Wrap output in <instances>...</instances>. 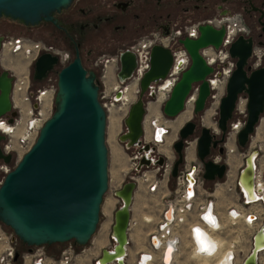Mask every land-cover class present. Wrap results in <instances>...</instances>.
Returning a JSON list of instances; mask_svg holds the SVG:
<instances>
[{"label": "water", "instance_id": "95a60500", "mask_svg": "<svg viewBox=\"0 0 264 264\" xmlns=\"http://www.w3.org/2000/svg\"><path fill=\"white\" fill-rule=\"evenodd\" d=\"M73 0H0V17L5 16L34 26L41 21L57 23L56 13L70 7ZM261 31L264 34V24ZM225 34V28L210 24L198 26L196 38L184 37L180 43L189 55V65L175 82L160 111L169 118H176L184 111L185 101L197 86L192 118L178 130L172 143L175 159L170 176L175 178L184 162L186 140L199 132L196 156L204 167L203 179L207 182L222 181L226 172L224 163L207 159L211 147L223 141L231 121L237 98L247 95V116L237 133L238 148L243 150L264 109V62L251 69L254 39L251 35H238L228 47L234 67L228 77L224 95L219 100L216 123L221 131L220 139H213L209 127L201 122L207 109L211 90L207 77L214 72L202 55V50L213 47L218 50ZM1 49V37H0ZM120 75H129L135 67L134 54L121 53ZM58 57L50 52L41 53L32 63L31 76L41 80L56 69ZM172 63L171 50L155 44L150 50L149 67L138 82L136 100L130 104L123 120L124 132L118 139L127 148L140 143L143 135V118L146 105L154 98L148 95L152 82L164 79ZM13 74L4 69L0 57V117L9 115V121L16 116L12 107L11 92ZM107 112L100 101V83L95 71H88L82 64L78 52L57 70L54 109L43 123L36 140L22 155L16 165L5 174L0 184V222L9 227L18 239L30 247L74 242L86 245L97 230L101 205L109 188L108 148L105 131ZM3 135L0 134V141ZM143 148L148 150L149 146ZM221 150V148H220ZM11 154H4L0 147V162H13ZM247 158L243 177L246 184L252 183V161ZM159 157L157 164H161ZM140 163L148 164L147 159ZM249 182V183H248ZM136 182L129 177L114 192L120 205L113 212L110 240L111 249H103L101 263L116 258L122 263L128 245V229L131 221V205ZM263 238L256 237L254 248L243 264H256V250ZM112 255V256H111ZM111 256L110 258H107ZM17 255L15 256V258ZM252 261V262H251Z\"/></svg>", "mask_w": 264, "mask_h": 264}, {"label": "built area", "instance_id": "2783aa9c", "mask_svg": "<svg viewBox=\"0 0 264 264\" xmlns=\"http://www.w3.org/2000/svg\"><path fill=\"white\" fill-rule=\"evenodd\" d=\"M205 23L215 28L222 26L225 28V34L218 50L211 46L202 50V55L207 63L214 67L212 75L207 77L211 90L210 98L220 100L224 95L228 77L234 67V61L228 54V47L238 35L248 36L252 32L239 13H219L205 19L189 20L182 23L176 22L166 31L162 28L150 29L139 36L134 43L126 47L120 54L115 55L113 58L105 57L101 76L103 77L104 71L108 68H111L113 77L116 73L119 74L120 55L125 51H129L134 54L136 65L129 75H121L127 77L128 80L115 82L119 86L129 80L138 83L149 67L151 47L155 44L162 45L171 50L172 63L164 79L150 84L148 95L153 93L154 98L149 101H154L157 100L159 93L163 91V97L167 99L171 88L190 62L189 55L180 43V39L184 37L196 38L198 36V26ZM258 33L255 37L251 35L254 39L252 60L250 62L251 69L260 67L264 62V34L261 30ZM0 37V57L3 52H7L9 56H22L29 64L26 66L27 71L18 75L13 74L11 102L13 109L16 111V116L12 118L11 122L9 121L10 116L7 114L0 117V134L3 135V139L0 141L1 150L4 154H11L14 158L12 167H10L11 164L0 162L1 184L5 174L16 165L22 155L33 145L40 128L54 109L57 72L54 75L51 74L54 77H51V75L47 77L46 84L35 86L31 81L30 65L41 53L50 52L58 57L55 69L58 70L70 60V53L53 45L26 39L21 35L8 36L0 32ZM196 95L197 86L193 88L185 101L184 108L192 107V113ZM122 97L121 89H118V91L114 89L111 102L122 101ZM246 104L247 97L240 94L223 141L219 142L216 147H211L207 156V159L214 163H224L226 165L227 169L222 181L216 180L210 183V188L205 186L207 181L203 179V163L196 156L198 134L195 133L192 138L185 141L187 146L184 162L175 177L176 187L170 197L162 204L158 223L147 238L145 250L137 254L134 264H141V261L150 264L154 260H158V264H173L181 244L184 229L188 231L190 244H192L190 249L197 259L212 260L220 255V251H223V253L228 254L230 260L234 261V264L244 263V258L246 259L250 254L255 246L256 237L260 234L263 238V244L257 247L256 264H264V116L260 117L259 125L255 128V136L257 129L260 131V136H256V140L259 142L258 145L254 140L255 137L252 140L251 137L247 147L240 152L236 137L247 116ZM102 105L106 110V103L102 102ZM146 113L147 105L142 122L143 135L140 143L133 146L137 149L133 155V165L135 166L133 170L138 173L144 169L161 172L162 177L167 181L173 161L168 159L167 155L159 153L156 148L163 144L166 139L165 136L169 130L167 120L160 114L146 117ZM146 120H148V139H146L144 132ZM209 128L214 135L213 139L221 138V131L218 129L216 122L214 127ZM145 144L149 146L148 150L143 148ZM188 147L192 149L189 159L186 156ZM259 153L261 154L258 158ZM249 156L253 157L251 160L253 168L251 185H247L246 179L243 177L247 165L246 160ZM159 157L163 158L161 164H157ZM143 158L147 159L149 163H140ZM145 173L144 171L142 175L147 178ZM157 189L158 181L149 179L147 190L154 192ZM216 192H229L231 195V200L223 206L225 208L223 211H221L223 207L216 200ZM239 221L250 229L247 238L249 246L246 249L248 252L245 254L243 253L244 250L239 248L234 241H230L223 246L224 240H220V236H217L225 230L226 223L236 224ZM196 226L199 231L196 230ZM19 242L20 240L15 233L0 222V264H50L52 261L48 259L49 257H47L43 246H29L30 249L18 253ZM203 242L206 244V249L194 251V247ZM110 243L111 245L107 249H111L114 242L110 240ZM170 245L174 247V250L171 253L170 261L166 262L165 256ZM70 248L61 252L62 257L57 261L58 264H72L73 256L72 248ZM227 249L229 250L227 251ZM238 252L242 253L240 257H238ZM100 258L101 253H98L92 264H120L118 258L108 263H101ZM127 263L126 246V254L122 258L121 264ZM53 264L55 263L53 262Z\"/></svg>", "mask_w": 264, "mask_h": 264}, {"label": "rangeland", "instance_id": "374dc122", "mask_svg": "<svg viewBox=\"0 0 264 264\" xmlns=\"http://www.w3.org/2000/svg\"><path fill=\"white\" fill-rule=\"evenodd\" d=\"M101 12H104V11L101 10ZM104 14L106 15L108 14V12H104ZM186 21H189V20H183L179 22L182 23ZM38 28L39 30H41V32L47 31L43 29L41 26H39ZM151 30H154V29L152 28ZM0 32L8 36L21 35L26 39H30L33 41H40L43 43L46 42L45 44L53 45L57 48L67 50L65 48V44L62 43L61 41L59 40L50 41V40L44 39V38H47L46 36L45 37L43 36L44 38L41 37L39 33H36V28L34 27L33 28L27 27V28H24V30L23 29L19 30L17 28H14L11 30L10 27L6 28V27H3L2 24H0ZM258 34L259 33L257 32V30L251 32V35H254V37L257 36ZM85 38H86L87 43L92 44L94 42L93 44L95 45L96 44L95 43L96 31L86 33ZM114 56H115L114 54H111L106 57L113 58ZM1 61H2L3 68L9 70L14 75L23 73L24 70L27 71L26 66L29 65L28 61L22 56H9L7 52L2 53ZM21 65L23 66L22 68L23 71L19 70V67ZM30 71H31V68H30ZM56 72L57 70L54 72V74H56ZM51 77H54V76L51 75ZM114 83H115V80L112 81L111 84H107L104 80L100 79V96L102 95L100 97V101L103 103H106V112L109 106L115 105V107L118 110L115 116V118H117L118 125L117 127L115 126V130L113 133L108 131L109 120H111L112 117L114 118V116H112L111 114L109 115L107 112L105 139H106V145L108 148L109 188L103 198L97 230L93 234L90 241L82 247L76 246L71 241L62 243V244H54L53 246L48 247V248L43 246V249L45 250L47 257H49L48 259L52 260L50 264H53V262L55 264H58L57 261H59L62 257L61 252L65 249H69V247L72 248V249L70 248L72 251V256H73L72 264H92L94 257L98 253H101L103 249L110 247L111 245L110 233H111V225L113 222V212L120 205V202L115 197L114 192L115 190L119 189L125 181H128L129 177L134 178L137 182L136 188L134 189V197H133V203H132L131 223H130V232L132 234V240L130 241L128 245L129 260L127 263V264H134V260H135L134 258H136L135 256L145 250V243L147 242V238L149 234L154 230V228L156 227L158 223L159 212H161L160 210H161L162 204L168 199V197H170V195L173 193V190L176 187V178H172L170 175L166 181V179L162 177L161 172H156V171L153 172V171H150L151 169H144L138 173L133 170V167H135L133 165L134 163L133 155L134 153H136L137 149L136 147L127 148L124 143H121L119 141L118 137L122 132H124L123 120L127 114L128 108L130 104L133 103L137 98L138 83H136L135 81L130 82V80L126 82L127 83L126 85H128L129 83L131 84L133 83L136 86L137 92L131 94L132 97L130 95V100L128 99V100H122L118 102H111V97L113 95L114 87H115ZM34 84L37 85L38 83H34ZM44 84H46V82H44ZM126 85L124 86L123 84L120 85L123 87H120L118 85L119 86L118 89L120 88L123 89ZM165 100L166 98H163V97H161V100L159 99L158 101L159 104H157L155 111L149 112L148 107H147L146 117L160 114L164 119L167 120V125H168L169 130L166 133V136H165L166 139L163 144L168 146V151H166V153H161L158 150L159 146L156 148L159 151V153H161L162 155H167L168 159H172V161H174L175 156L173 155L172 143L177 139L179 128L190 118L185 121H180V119L176 120V118L169 119L165 117L160 111ZM154 101H151V102H154ZM149 102L150 101H148V103ZM111 104H114V105H111ZM218 105H219L218 98L215 100L211 98L209 99L208 107L206 111L210 110V113L212 114V117L210 120V122H212L211 128L214 127V123L216 122V117L218 114L217 113ZM187 108L190 109L191 116H192V107L190 108L188 106L186 107V109ZM146 121H147L145 122L146 126L144 124L146 131L144 130V132L146 134L145 137L147 139L149 137V134H148V120ZM251 137H252L251 140L254 137H256L255 132ZM256 139L257 138H255L254 140L256 144L258 145L259 142ZM242 151L240 149V152ZM190 152H191V147L188 148V154ZM260 154L261 153L258 154V158ZM10 164H11L10 167H12L14 162ZM144 171L146 172L145 174L148 179L145 177V175H142ZM117 172L120 173V175H118ZM149 179H155L156 181H158L157 191L149 192L147 190V184L149 182ZM210 183L212 182H208V183L206 182L205 186L210 188L211 187ZM215 196H216V200L220 202L221 207L228 204L227 202L231 200V195L229 192H216ZM223 210H225L224 207L221 209V211ZM146 218L150 220L147 221ZM224 228L225 230L222 233L217 235V236H220V240H224L225 243H223V246H225L226 243H229L230 241H234L239 248L244 250L243 251L244 254L248 252L246 251V249L249 246L247 238L249 236L250 229L245 227L240 221L236 224L226 223ZM190 242L191 241L189 240V237H188V231L187 229H184L182 231L181 244L175 255L173 264H203V263L204 264H215L217 259L220 258V256H222L223 254H225L223 253V251H221L220 255L214 260L213 259L212 260L197 259L195 256H193L194 254H192V251L190 249L191 248ZM20 247L22 248L21 244H19V248ZM137 250H138V253L134 255V252L135 251L137 252ZM228 250L229 249H227V251ZM241 255L242 253L238 252V257H240ZM237 261H238V258H237ZM158 263H159L158 260H154L150 262V264H158Z\"/></svg>", "mask_w": 264, "mask_h": 264}, {"label": "flooded vegetation", "instance_id": "af4514ba", "mask_svg": "<svg viewBox=\"0 0 264 264\" xmlns=\"http://www.w3.org/2000/svg\"><path fill=\"white\" fill-rule=\"evenodd\" d=\"M101 10L108 14L105 15ZM232 12L241 14L243 21L252 31L260 32V27H262V23L264 24V0H73L68 9L54 15L57 23L44 21L45 24L50 23L52 27L47 28L46 32H41L38 28L41 26L46 30L42 21L34 26H29L21 21L2 16L0 24L6 28L10 27L11 30L34 27L36 33H39L41 37H47H43L44 39L61 41L69 51L70 59L78 52L83 66L88 71H95L100 83L105 57L111 54H120L144 32L152 28H162L166 31L173 23L179 21H194L219 13ZM58 30L62 32H57ZM94 31H96L97 40H95V45L94 42L87 43L85 38L86 33ZM30 68V72H32V65ZM55 71L53 69L48 72L46 77L41 80L31 78L33 85L44 84L47 77L51 74L54 75ZM106 72H109V77ZM112 75L111 68H108V71H104L102 80L106 83L109 81V84L114 80L117 82L128 80L127 77L118 73L114 77ZM117 84L114 83L115 90L119 88V84ZM131 85L134 88L132 94L137 92L135 84L129 83L124 87L123 100L126 90ZM242 96L247 97L246 93H242ZM159 98L161 99V96ZM203 114L201 116L202 124H204ZM261 116H264V109ZM213 129L215 130V128ZM188 148L186 150L187 159L191 157V153L188 155Z\"/></svg>", "mask_w": 264, "mask_h": 264}, {"label": "bare ground", "instance_id": "6f19581e", "mask_svg": "<svg viewBox=\"0 0 264 264\" xmlns=\"http://www.w3.org/2000/svg\"><path fill=\"white\" fill-rule=\"evenodd\" d=\"M22 68H23V66L21 65L20 67H19V70H22ZM23 71V70H22ZM25 71V70H24ZM107 76L109 77V72H107ZM137 83V82H136ZM107 84H109V81H107ZM127 83L126 82H123V86L124 85H126ZM122 86V87H123ZM133 86L131 85L130 87H128V89L126 90V92H125V98H124V100H130V95L132 94V92H133ZM123 94H124V88L123 89H121V95L123 96ZM159 96H161V97H163V91L161 92V93H159ZM131 97H132V95H131ZM164 98V97H163ZM122 99H123V97H122ZM132 99V98H131ZM159 99L160 98H158V100L156 101V102H151V103H149L148 104V110H149V112H151V111H155L156 110V107H157V104H159L158 103V101H159ZM161 100V99H160ZM117 108L115 107V106H109L108 107V109H107V112H108V114L110 115H112V116H114V118L112 117V119L111 120H109V124H108V131L109 132H111V133H113L114 132V130H115V126L117 127V125H118V121H117V118H115V116H116V114H117ZM151 114V113H150ZM157 115V114H156ZM191 117V111H190V109H184V111L183 112H181L177 117H176V120L177 119H180V121H185V120H187V119H189ZM211 117H212V114L210 113V110H205V112H204V114H203V123H204V125H206V126H212V122H210V120H211ZM120 119V118H119ZM175 119V118H174ZM174 121V120H173ZM147 122V121H146ZM119 123H120V121H119ZM145 126H146V124H145ZM172 126V125H171ZM173 127V126H172ZM119 129V128H118ZM146 131V130H145ZM146 135V134H145ZM256 136L257 137H259L260 136V131H259V129H257V132H256ZM113 137V136H112ZM256 138V137H255ZM111 139V138H110ZM148 139V138H147ZM158 150L161 152V153H166V151H168V146L167 145H164V144H161V145H159V147H158ZM170 150V149H169ZM158 151V152H159ZM191 153V152H190ZM190 153L188 154V155H190ZM253 159V157H251V159L250 160H252ZM126 170V169H125ZM118 173V172H117ZM118 175H120V173H118ZM134 179V178H133ZM135 180V179H134ZM135 182H136V180H135ZM249 183V182H248ZM136 184H137V182H136ZM252 184V183H251ZM251 184H249V185H251ZM147 219V221H149L150 219H148V218H146ZM193 226V225H192ZM196 230L197 231H199V228L196 226ZM196 234V233H195ZM197 236V235H196ZM263 244V242H261V243H259L258 244V246L257 247H260L261 245ZM191 246H192V244H191ZM206 247V244H205V242H203L202 244L201 243H198V245L197 246H195L194 247V251L195 250H204V249H206L205 248ZM174 250V247L172 246V245H170L169 246V248H168V250H167V253H166V256H165V261L166 262H169L170 261V259H171V253H172V251ZM221 252V251H220ZM222 255V254H221ZM112 256V255H111ZM111 256H108L107 258H110ZM214 260V259H213ZM244 260H245V258H244ZM84 261V260H83ZM203 261V260H202ZM205 262V261H204ZM252 262V261H251ZM145 262L144 261H141V264H144ZM145 264H147V263H145ZM204 264V263H203ZM215 264H234V261L233 260H230V258H229V256H228V254L225 252V254H223L222 256H220V258H218L217 259V261H216V263Z\"/></svg>", "mask_w": 264, "mask_h": 264}, {"label": "trees", "instance_id": "16d2710c", "mask_svg": "<svg viewBox=\"0 0 264 264\" xmlns=\"http://www.w3.org/2000/svg\"><path fill=\"white\" fill-rule=\"evenodd\" d=\"M42 24L44 25L45 22L42 21ZM29 26H30V25H29ZM44 26H45L46 30L52 28L51 25H50V23H49V24H45ZM47 28H48V29H47ZM57 32H62V31H59V30H58ZM72 46H73V45H72ZM71 242H72V241H71ZM19 243L22 245V248H21V247L18 248V250H17L18 253L21 252V251H25V250L30 249V247H29L28 245H26L25 243H23V242H21V241H20ZM72 243H74V242H72ZM74 244H75V243H74ZM53 245H54V244H51V245H47V244H46V245H43V246H45V247L48 248V247H51V246H53ZM75 245L78 246L77 244H75Z\"/></svg>", "mask_w": 264, "mask_h": 264}, {"label": "crops", "instance_id": "0c3cea01", "mask_svg": "<svg viewBox=\"0 0 264 264\" xmlns=\"http://www.w3.org/2000/svg\"><path fill=\"white\" fill-rule=\"evenodd\" d=\"M134 197V196H133ZM133 201V200H132ZM133 203V202H132ZM219 204H220V202H218ZM131 212H132V205H131ZM132 240V234H131V232H130V228L128 229V245H129V243H130V241ZM128 245H127V260H129V250H128ZM140 251V250H139ZM138 253V250H137V252L135 251L134 252V255H136ZM137 256V255H136ZM135 256V257H136ZM135 259V258H134Z\"/></svg>", "mask_w": 264, "mask_h": 264}]
</instances>
